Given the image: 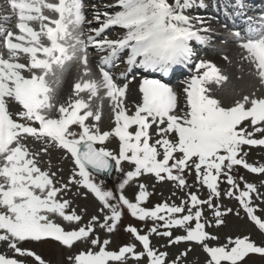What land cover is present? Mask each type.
Instances as JSON below:
<instances>
[{
	"label": "snow or ice",
	"instance_id": "6c2138e0",
	"mask_svg": "<svg viewBox=\"0 0 264 264\" xmlns=\"http://www.w3.org/2000/svg\"><path fill=\"white\" fill-rule=\"evenodd\" d=\"M6 2L11 15L0 20V242L13 255L0 254V264H27V258L46 264L21 245L47 238L69 249L77 243L89 245L69 257L71 264H126L129 255L136 260L146 256L147 264H182L191 248L169 260L167 252L152 246L153 235L166 238L168 245H201L209 257L207 264H241L249 254L264 256V245L247 235L210 245L219 237L207 230L213 222L222 225L223 217L233 212L222 210L219 202L228 197L238 201L264 233L256 203L264 204V193L233 174L243 167L264 175V163L246 159L248 148L264 147V96L244 95L224 106L210 85L219 86L228 78L207 60L195 61L196 72L183 89L184 107L173 87L146 75L140 78V101L129 114L125 106L129 85L117 83L130 76L135 80L133 72L168 76L176 66L192 64L191 42L207 44L212 38L207 17L187 14L204 9L203 0H113L101 8L91 5V19L84 0ZM218 8L225 15L222 27L228 38L242 50L240 59L251 65V73L264 85V12L248 15L246 0H222ZM13 18L15 30L6 27ZM94 23L97 26L91 27ZM116 28L122 34L109 38L106 33ZM90 48L102 54L97 61L98 78L89 63ZM73 62L81 78L74 83L67 104L58 105L54 85L60 84ZM118 62L125 69L116 77L111 69ZM104 98L109 100L114 121L108 131H101L96 123L101 119L100 104L93 109L94 100ZM12 104L18 111H12ZM89 119L94 123L89 124ZM111 138L118 140V151L105 146ZM29 139L45 145L40 152L46 153L51 145L70 155L73 168L67 182L40 167V152L30 151ZM125 164L131 170L126 171ZM114 171L122 179L111 189L98 176ZM186 172L195 173L191 186ZM144 175L173 182L184 193L180 203L165 201L147 207L152 193L144 183L137 184L138 191L129 199L126 187ZM73 184L87 189L100 203L98 214L87 223H80L82 215L63 198ZM221 184L227 185L223 191ZM192 187H206L207 198L202 199ZM205 209L210 210L211 219L204 215ZM125 211L146 227L145 231L125 226L142 251L137 252L131 242L110 251L111 241L98 235L101 230L113 233ZM53 217L79 226L66 230ZM177 228L184 234L174 235Z\"/></svg>",
	"mask_w": 264,
	"mask_h": 264
},
{
	"label": "rangeland",
	"instance_id": "374dc122",
	"mask_svg": "<svg viewBox=\"0 0 264 264\" xmlns=\"http://www.w3.org/2000/svg\"><path fill=\"white\" fill-rule=\"evenodd\" d=\"M3 1V0H1ZM5 1V0H4ZM98 2H103L104 4L112 3L113 0H99ZM171 2V0H170ZM222 0H220V3ZM203 3H208L207 1L203 0ZM87 5V4H85ZM91 10V7H89ZM257 14L261 11H254ZM189 15H209L208 12H201L199 8L191 10ZM4 16H9L7 12L0 13V20ZM88 19H91V13ZM15 23L16 20L13 22L14 30H15ZM10 26V22L6 24V27ZM96 26L94 23L91 25V27ZM87 27V26H86ZM214 32H218L215 28L212 29ZM216 30V31H215ZM122 30L119 28L113 29L106 33V35L109 38H118L117 34L121 32ZM225 40H222L220 36H216L215 34H212V38L209 43L211 44H217V43H223ZM193 49H196L197 46L192 44ZM89 54L92 55V57L99 59L101 53H98L94 48L89 49ZM90 61V60H89ZM122 65H124L122 62H118L116 66H114L111 71L113 75L118 74L120 72L117 68H123ZM252 78L250 77L249 80H246V86L243 90L236 91L235 88L229 87L227 84H223L221 87L216 86L213 90L214 95L216 98L220 99L224 106H231V104L236 100L242 98L244 95H252L255 94L257 97L264 96V85H261L258 78L252 74ZM248 74L245 75L249 76ZM129 79H132L130 76ZM248 79V78H247ZM248 81V82H247ZM227 86V87H226ZM184 99L182 101L181 107H184L185 104V95L183 96ZM65 104V101L60 103ZM96 107L93 109L95 110ZM135 108H133L131 111L129 110V114L133 112ZM55 115V113H53ZM103 115V110L101 107V116ZM108 116L110 118V122H107L106 119H100L98 123L101 131H108L112 127H114V121L112 118V113H108ZM89 124L94 123L91 119L88 121ZM75 130V129H74ZM134 131V128L132 129ZM27 146L29 147L30 151L32 152H40L42 148L45 147V145L35 142L32 139H29L26 141ZM107 148L118 151V140L115 138H111L105 145ZM248 155L246 159L250 163L255 164H262L264 163V147L257 146V147H250L247 149ZM40 160V167L42 169L49 170L50 172L57 173V179L62 180L63 182H67L69 176L71 175L73 163L70 155H66L63 150L57 149L54 146L48 145L47 146V152H40L39 155ZM125 170H131V166L128 164L124 165ZM234 175L242 176L245 181L254 183L257 185L259 191L261 193H264V186H261V182L264 181V175L262 174H254L248 172L243 167H238L234 172ZM185 176L187 178L188 184L191 186L195 182V173H185ZM98 179H103L106 186L111 189H115L120 180L122 179V174L113 172V177L109 179L108 181L104 178L98 176ZM138 183H144L148 187V191L152 193L150 196V200L145 202V205L147 207H153L155 204L165 202L168 203L175 202L176 204L180 203V198H183L184 193L179 191L173 182L171 181H164V182H158L153 176L150 175H144L141 178H139L137 181L133 182L131 186L126 187L125 195L129 199L134 198V194L138 191L137 184ZM227 188L226 184H221V190ZM192 191H197L198 194L202 199L207 198L208 190L205 188H199V187H192ZM175 193V195L173 194ZM64 199H68L72 202L71 207L74 208L77 212V214L82 215V221L80 223H87L88 220H90L92 215L98 214V209L100 207L99 201L90 193L87 191V189L83 187H77L76 185H71L70 190L64 195ZM222 205V210L231 208L233 210L232 213L227 214L223 217L224 223L220 226H216L215 223H212L211 227H208L207 230L211 233L216 234L219 237L218 241H209L210 245L213 244H224L226 242L227 237H243L247 235L251 240H253L258 245H264V233L260 232V230L254 225L253 222H251L246 213L240 209L238 201H236L234 198H228V197H222L219 201ZM259 207L257 209V214L261 216L262 219H264V212H261L259 209L264 208V204H261L259 201L256 202ZM81 210H84L83 212ZM239 211V215H236L235 213ZM204 215L206 217H209L211 219V212L208 209H205ZM54 222L60 223L62 227H64L66 230L78 227L77 224H69L68 222H65L62 220V218L59 217H53ZM125 223H130L131 225L136 226L139 229H143L146 231V227L142 222H138L135 218L131 217L126 211L122 217V220L118 223L117 229L109 234L105 231H98V235L100 236V239H109L111 242L107 246L108 250L110 251H118V249L126 245L128 243H135L136 244V251H142V246L135 241V239L130 235V233L125 231ZM194 226V221L192 222ZM184 234L183 229H174V235H180ZM151 244L154 248L158 249V251H165L169 254L168 259H174L180 252L185 251L189 247L191 248L190 251L187 252V256L182 258V264H207V261L209 257L207 254L203 251V248L201 245L195 243V242H181L179 244L174 245H168L166 238H161L158 236H151ZM21 247L30 249L34 251L37 255H39L46 264H71L69 257L74 256L81 250H86L89 245H85L82 243H77L74 247L69 249L66 246L61 245L57 241H51V240H42L40 242H28L21 245ZM98 250V249H94ZM0 254H6L8 256H12L13 253L7 248V245L3 242H0ZM19 258V257H17ZM27 264H35V261L33 258H27ZM126 264H147V257H143L139 260L133 259L131 255H129V258L126 261ZM241 264H264V256L260 254H249L242 262Z\"/></svg>",
	"mask_w": 264,
	"mask_h": 264
},
{
	"label": "bare ground",
	"instance_id": "6f19581e",
	"mask_svg": "<svg viewBox=\"0 0 264 264\" xmlns=\"http://www.w3.org/2000/svg\"><path fill=\"white\" fill-rule=\"evenodd\" d=\"M86 0H84L85 2ZM218 0H211L213 3L212 6L207 9H211L212 12H215V16L211 17L210 19H207V26L211 29L215 28L218 32L216 36H220L222 40H225L223 43H217V44H202L198 45L195 41H192L191 43L193 45H197L199 48L197 52H195L194 61H200V60H207L212 62L214 65H216L217 68L220 69L221 74L227 76V80L225 82H222L219 87H221L223 84H227L229 87L235 88L236 91L243 90L246 86V80H249L251 74V65L248 64L246 61H242L240 59V56L242 54V50L237 46V44L231 39L228 38V31L222 25L225 23V15L222 14V12L219 10L217 2ZM97 7H100V4L97 5ZM215 8V9H213ZM231 11V9H229ZM7 12V14L11 15V10L9 6L7 5L6 0L1 1L0 0V13ZM88 11L86 15L88 16L90 13ZM252 13L248 12V15ZM254 15V14H253ZM15 21V18L11 19L10 26L8 28L14 30L13 22ZM228 27L231 28L232 25L229 22ZM243 27V25H241ZM215 30V31H216ZM214 32V31H213ZM122 34L118 33L117 36H120ZM224 57H227L225 59ZM89 63L92 68L93 74L98 78L99 77V71L97 68V61L99 59H96L92 57V55L89 54ZM195 64L194 62L186 67V69L183 68V72L181 75H175V85L173 86V89L178 93L179 98L181 97V93L183 92V86L186 85L183 84V80L188 81L193 74H195ZM247 78L244 77L245 75ZM120 73L116 76L119 77ZM81 78V71L78 67V64L76 62L71 63L65 70L62 80L58 86L54 87L56 88L55 92V102L59 105L60 103L65 101V104H67L69 97L73 94V85L74 83ZM157 78V77H153ZM181 78V79H180ZM248 82V81H247ZM117 83L124 84L126 83L123 79H117ZM128 83V91L126 95V103L125 106L131 111L134 108V105L136 103H139L140 101V92H139V83H140V77H136L135 80H129ZM218 86L215 83L211 84L210 87L214 90V88ZM227 87V86H226ZM101 96H103V92L100 93ZM86 98V94H85ZM181 102V100H180ZM97 104H100L103 110V115L101 116L102 119H106L107 122H110V118L108 116V113L111 112V105L109 103V100L107 98H104L103 101H95L93 102V108L97 106ZM11 109L13 112L18 111V106L15 104L11 105ZM55 113V112H54ZM57 115V113H55Z\"/></svg>",
	"mask_w": 264,
	"mask_h": 264
}]
</instances>
